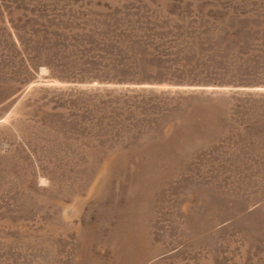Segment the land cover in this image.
Here are the masks:
<instances>
[{"label": "rangeland", "instance_id": "374dc122", "mask_svg": "<svg viewBox=\"0 0 264 264\" xmlns=\"http://www.w3.org/2000/svg\"><path fill=\"white\" fill-rule=\"evenodd\" d=\"M0 264H264V0H0Z\"/></svg>", "mask_w": 264, "mask_h": 264}]
</instances>
